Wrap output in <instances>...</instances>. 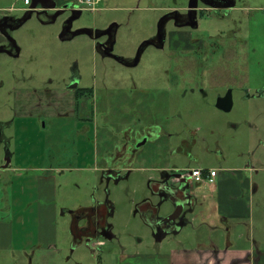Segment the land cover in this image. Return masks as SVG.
<instances>
[{"label":"rangeland","instance_id":"1","mask_svg":"<svg viewBox=\"0 0 264 264\" xmlns=\"http://www.w3.org/2000/svg\"><path fill=\"white\" fill-rule=\"evenodd\" d=\"M242 2L241 13L203 21L199 28L238 32L247 20L249 30L258 36L257 56L264 57V0ZM195 5V0H98L93 8L72 6L36 14L25 12L32 4L23 0H0L1 17L31 16L17 30L5 29L8 41L0 43V156L5 159V149L33 145L42 150L40 164L48 163V154L56 156L54 163L60 165L51 174L58 208L50 216L54 245L48 246L42 237L38 243L35 222L28 214L23 230L29 235L16 228V234L19 230L23 236L19 244L27 240L28 245L14 246V240L12 248L0 249V264H167V255L173 251L200 249L192 237L184 239L192 233L184 218L192 219L197 210L188 207L180 218L163 221L177 206L159 182L174 169L183 174L188 168L216 172L258 168L251 173V186L259 185L252 199L254 220L243 222L251 224L256 237L260 234L264 226V97L259 90L264 86V66L250 67L247 74L252 83L248 84L240 77L239 65L230 67L227 82L216 80L225 71H212L215 81L210 86L209 71L196 66L191 55L167 49V32L179 28L176 24L187 11L195 16ZM73 75L79 88L91 92L78 100L76 115L56 114H67V107L51 105L42 111L44 103L39 109L23 104L27 94L49 93L53 98ZM233 75L236 82L231 81ZM226 89L233 93L229 111L216 108L217 98ZM127 129L134 133L156 129L160 135L156 142L144 143V137L137 141L135 136L130 142L134 152L121 157L115 150ZM182 140H194L189 155L184 154ZM24 153L28 156L24 160H33L29 152ZM209 184L200 192H209ZM15 202L10 183L0 181V208L10 209L0 210V221L25 216L22 208L14 210ZM96 203L104 206L107 228L98 229L94 239L74 240L68 212ZM191 223L198 235L206 236L208 229L200 218ZM174 224L185 226L178 235L169 231ZM238 230L243 226L239 224Z\"/></svg>","mask_w":264,"mask_h":264},{"label":"crops","instance_id":"2","mask_svg":"<svg viewBox=\"0 0 264 264\" xmlns=\"http://www.w3.org/2000/svg\"><path fill=\"white\" fill-rule=\"evenodd\" d=\"M44 3L54 5H38ZM30 4L32 6L26 9L25 12L38 14V11L50 12L58 11V9L64 11L66 8H72V0H29L27 5L29 6ZM2 11L10 12L11 9ZM30 18L31 16L23 18V16L1 17L0 15V29L5 30L9 28L15 31L22 27L26 20ZM4 40L8 41L5 33L0 35V43H3ZM10 41L15 44V41ZM24 96L26 99L23 104L30 105L29 108L32 106L36 109L34 106L39 103L46 104L48 102L51 104L52 102L62 103L66 101L71 104L73 92L63 89V91H59L52 96L53 98L50 97L51 94L49 93L41 96H37L36 94ZM44 96L46 97L44 98ZM67 108L68 112H70L71 107ZM46 109H48V106L42 111ZM42 111L38 112L41 113ZM84 137L80 143L84 140ZM33 147L32 145L29 149L25 147L5 149V159L0 156V181L8 182L11 185L16 201L13 204L14 210H19L20 208L25 210V216L22 214L23 216H18L11 220L0 221V249L9 246L12 248L14 240V246L24 247L28 245L27 240L20 241V243H24L20 245L19 239H23V236L21 237L18 233L19 230H17L16 234V228L18 227L22 231L27 229L26 226L29 223L28 214L33 217L32 222H35L38 243L39 241L41 242V237L46 240L45 242L48 246L54 245L55 242V230L51 225L50 216H53L54 211L58 209L56 205L57 190L55 177L51 174L60 165L54 163L56 156L53 155L54 157H51L48 154V163L40 164L42 161V154L40 152L42 150L41 148ZM24 152H29V159L33 160L30 162L24 160L26 159L25 157H28L27 153ZM79 157L81 159V156ZM255 170H258V168L254 166L228 168L222 172H217L213 181L209 184V192L201 193L200 190L205 185L195 184V189L186 193L187 199H182L179 193L173 194V191H178L179 178L177 176L172 174L161 176L162 182H159V184H162L163 189L169 194L173 205L182 206L176 219L180 218L182 210L189 207L192 210H197L196 213L191 215L192 219L190 220L195 221V219L200 218L202 225L208 229L206 236L198 235L191 221L184 218V221L189 228L191 227L192 231L184 239L192 237L190 240L195 242L196 246L200 249L173 251L167 255V264H264V226L256 237L251 224L243 222L249 221V223H252L251 221L254 220L256 212V210L252 209V199L256 192H259V185L253 184L251 186V173ZM165 171L163 170L162 173H165ZM153 188L157 195L161 194L155 185ZM18 201L22 202L18 203ZM0 210L10 209L0 208ZM30 210H34V213H28ZM62 210L68 212L69 209L64 208ZM68 213L73 218L71 229L74 240L81 241L83 237L94 239L97 237L98 229L107 228L104 206L100 203H96L89 208L69 211ZM156 220L159 219L156 218ZM261 221L262 223L264 222V217H262ZM80 222H83V224L80 225ZM89 222H93L91 228L88 227ZM239 224L243 226L242 231L238 230ZM184 227L182 224L175 225L169 231L171 233L175 232L178 235ZM25 233L29 235V232ZM157 240L161 241L163 238L158 237ZM199 241L208 242L201 245V243H198ZM222 244L225 247L218 248ZM205 245L206 248L204 247Z\"/></svg>","mask_w":264,"mask_h":264},{"label":"flooded vegetation","instance_id":"3","mask_svg":"<svg viewBox=\"0 0 264 264\" xmlns=\"http://www.w3.org/2000/svg\"><path fill=\"white\" fill-rule=\"evenodd\" d=\"M195 3L196 5L193 9L195 11V16L191 14V11H187L185 15L182 16L180 23L176 24L179 28L177 30H169L167 32V49L191 55L196 66L198 65V67H203L205 70L209 71L207 76L209 77L208 81H210V86H212L211 83L215 81L214 75L211 73L212 71H225V73H223V78H217L216 80L227 82L230 81V67L238 65L241 67L240 70L243 72L240 76L242 77L243 82L247 84L252 83V78L247 74V71H249L250 67L262 68L264 66V57L257 56L256 50L259 49V43L257 42L258 36H254L249 30L250 22L247 20L243 21V23L241 22V29L238 32H213L200 30L199 28L200 23L203 21L211 23L216 19L225 20L226 18H230L231 16H234L235 12L241 13L243 11L241 4H244L242 0H195ZM239 3L241 4L239 5ZM72 6H74V8L77 6L73 0L71 7ZM3 33L4 30L1 28L0 35ZM235 79L236 77L233 75L231 81L236 82ZM247 84L244 85L246 86ZM65 90L73 92L71 104L63 101L62 103L52 102L53 104H49L47 102L45 105L48 107L53 105V109H57L59 107L64 109V107L69 106L73 107V110L71 111L70 109V112L67 114L64 112L62 115V113L59 111H56V114L61 117H66L72 112L74 116L80 108L78 100L82 97H89L91 92L88 89L78 87V78L76 75L71 77L69 85L65 86ZM259 92L264 97V86L261 87ZM232 94L233 93H231L230 89H226L224 94L219 95L217 100L226 96L232 97ZM34 107H38V109L41 108V103L38 105L35 104ZM88 121H90L88 127L91 128L90 123H92V119L90 118ZM87 131L88 130H86V132ZM129 131L130 129H127L121 133L123 143L115 150L116 155L121 157L127 155L130 157L132 152H134L133 144L130 142L135 136L137 137V141H141L144 137V141L142 142L144 143L148 140H153V142H156L160 135V132L156 131V129H146L141 133ZM181 143L184 144V154L189 155L190 153L187 152L190 150V147L192 148L194 140H191V142L182 140ZM190 169L192 168L186 169L183 174H176V169L170 173L179 178V186L177 187L178 191H173V194L176 195L179 193L182 199H187L186 193H189L195 189V183L192 182L189 175L187 174ZM91 226H93V222L88 223V227L91 228Z\"/></svg>","mask_w":264,"mask_h":264},{"label":"built area","instance_id":"4","mask_svg":"<svg viewBox=\"0 0 264 264\" xmlns=\"http://www.w3.org/2000/svg\"><path fill=\"white\" fill-rule=\"evenodd\" d=\"M24 2L28 4L29 0H24ZM73 2L76 3L77 6L93 8V6L98 3V0H73ZM187 174L193 183L204 185L211 183L217 172L212 169L192 168Z\"/></svg>","mask_w":264,"mask_h":264},{"label":"water","instance_id":"5","mask_svg":"<svg viewBox=\"0 0 264 264\" xmlns=\"http://www.w3.org/2000/svg\"><path fill=\"white\" fill-rule=\"evenodd\" d=\"M231 104H232L231 97L226 96V97H223L217 100L216 108L223 110V111H229L231 108ZM181 207L182 206H177L175 213L171 214L170 216L165 218L163 221H174L178 217Z\"/></svg>","mask_w":264,"mask_h":264},{"label":"trees","instance_id":"6","mask_svg":"<svg viewBox=\"0 0 264 264\" xmlns=\"http://www.w3.org/2000/svg\"><path fill=\"white\" fill-rule=\"evenodd\" d=\"M83 92H84V90H83ZM85 93V92H84Z\"/></svg>","mask_w":264,"mask_h":264}]
</instances>
